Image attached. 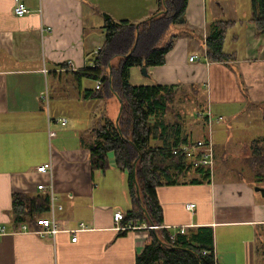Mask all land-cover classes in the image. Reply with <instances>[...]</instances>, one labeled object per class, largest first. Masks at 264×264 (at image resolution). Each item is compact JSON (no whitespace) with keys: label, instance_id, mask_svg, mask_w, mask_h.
<instances>
[{"label":"crops","instance_id":"1","mask_svg":"<svg viewBox=\"0 0 264 264\" xmlns=\"http://www.w3.org/2000/svg\"><path fill=\"white\" fill-rule=\"evenodd\" d=\"M21 1L28 8L23 17L14 14V0H0V225L5 231L0 264H135L151 227L119 234L122 228L112 216L130 206L126 171L116 167L112 152L104 170L92 171L89 159L93 129L105 117L117 120L120 103L115 97L85 96L97 80L78 77L76 71L90 66L95 49L105 42L104 13L137 22L152 15L157 2ZM242 5L241 0H187L185 22L170 28L176 37L164 64L147 66L146 74L140 66L129 70L131 84L172 86L165 113L150 117L151 145L173 147L205 137L213 143L208 180L190 182L200 178L192 170L179 184L157 186L156 195L162 226L214 251L219 264H260L257 251L264 234V196L254 190L264 184L230 176L233 170L225 161L226 153L249 152L251 141L264 136V32L252 20L251 0L249 9L241 10ZM218 22L225 25L223 51L230 57L211 61L205 39ZM193 101L191 111L207 115L187 117L183 109ZM49 161L62 204L54 237L20 230L11 214L14 193H45L36 185L49 176L36 167ZM218 161L224 164L222 173L216 170Z\"/></svg>","mask_w":264,"mask_h":264},{"label":"trees","instance_id":"2","mask_svg":"<svg viewBox=\"0 0 264 264\" xmlns=\"http://www.w3.org/2000/svg\"><path fill=\"white\" fill-rule=\"evenodd\" d=\"M156 2V11L137 22L116 20L104 13L105 42L98 53L92 55L94 66L76 71L78 77L99 81L98 88L85 96L115 97L118 103H122L117 120L105 117L93 129L95 140L89 145L90 167L92 171L104 170L108 165L107 154L112 152L116 167L126 171L131 202L121 221L124 228L120 235L125 234L128 225L155 226L150 228L148 241L135 256V264H219L211 254L212 250L193 246L182 236L171 238L172 234L162 226L163 213L157 202L156 187L179 184L181 176L192 170L199 173L200 178L190 182L208 180L211 174L202 165H192L191 159L171 153L172 148L181 144L173 147L150 144L154 138V122L149 121L150 117L160 119L165 113L172 86L134 85L129 81V70L133 66L164 64L176 37L171 33V26L185 22L187 0ZM251 8L257 30L264 32V0H251ZM224 34L225 25L218 22L205 39L206 56L211 61L228 60L230 57L223 51ZM116 58L119 61L114 65L112 61ZM250 144L246 163L253 182L260 184L264 181V136L254 138ZM48 210L47 193L31 196L17 192L12 196L11 214L16 226L27 224L30 228H38V218L45 216ZM257 252L260 264H264V234Z\"/></svg>","mask_w":264,"mask_h":264},{"label":"built area","instance_id":"3","mask_svg":"<svg viewBox=\"0 0 264 264\" xmlns=\"http://www.w3.org/2000/svg\"><path fill=\"white\" fill-rule=\"evenodd\" d=\"M13 11L14 14L17 16H22L28 13V8L23 4L21 0H14L13 4ZM101 48L98 47L95 49L94 54L98 53V50ZM195 57H190V60H193ZM92 67L94 66V63H91ZM43 71H46L43 68ZM99 86V81L97 80L96 88ZM46 96V94L44 95ZM62 123H65V119H62ZM50 135H53V131H49ZM171 153L173 155H182L185 158L191 159L192 165L195 167L197 166H204L205 168L210 170L212 169V165L214 162V150H213V143L210 141V139H197L195 141L189 142V143H183L177 147H174L171 149ZM36 171L39 173H46L49 176L48 182H41L36 185V188L40 191H43L48 194L49 196V210L47 214L43 217L38 218L37 224L39 225L38 228H29L27 224H21L20 230H31L35 232V234L44 235L49 234L51 237H54L59 229L56 224V212L62 209V204L58 201L57 196L55 195V192L53 190V182H52V164L51 162L43 163V165H39L36 167ZM68 197H71V194H68ZM187 208H193L194 203H186L185 205ZM124 218V213L122 211L116 210L113 213L112 220L116 227L118 228H124L121 226V221ZM80 227H84L83 223H80ZM154 227L155 226H149ZM126 228H132L131 225H128ZM181 233L184 232V228L181 227L179 230ZM4 227L0 225V235L4 233ZM175 235L172 234L171 238H173ZM76 234L72 235L71 241H76ZM203 253H207V251L202 250ZM211 254L214 255V251H211Z\"/></svg>","mask_w":264,"mask_h":264},{"label":"rangeland","instance_id":"4","mask_svg":"<svg viewBox=\"0 0 264 264\" xmlns=\"http://www.w3.org/2000/svg\"><path fill=\"white\" fill-rule=\"evenodd\" d=\"M241 2L243 4L242 8H240L241 10L242 9L244 10V8H248L247 5L249 4V0H241ZM83 83L88 87V83H86V82H83ZM91 103L95 104L94 102H91ZM193 106H194V101L192 103H189V105L187 104L185 106V108L183 109L187 117L195 118V116H200L199 113H201V116L207 115L201 110H199L200 112L199 111H196V112L195 111H191ZM211 122H216V120L215 121L212 120ZM216 123L219 124L218 122H216ZM206 127L207 128H206L205 132L208 135H210L212 141L213 140L214 141L217 140V139H215L216 138L215 135H213L212 126L211 125L210 126L207 125ZM218 154L221 155V152H218ZM226 154H227V156H226L227 158H226L225 161L228 163L229 167L232 168V170H233L232 173H230V176H232V175L234 177L242 176L244 179H246L248 181L250 180L251 182H253V177H252L251 171H249V167L247 166V163H246V159L248 157L249 152H243V153L241 152V153H238V154L237 153H233V154L226 153ZM236 155H238V157H237L238 159L242 158L243 162L242 161H238L237 158H234V157H236ZM245 155H247V157ZM225 161H223V162H225ZM213 165H212V167H213ZM216 170L218 172H221V173L223 171H225L224 164H220V162L218 161V165L216 166ZM211 173H212V170H211ZM253 183H255V182H253ZM261 183L264 184V181H262Z\"/></svg>","mask_w":264,"mask_h":264},{"label":"water","instance_id":"5","mask_svg":"<svg viewBox=\"0 0 264 264\" xmlns=\"http://www.w3.org/2000/svg\"><path fill=\"white\" fill-rule=\"evenodd\" d=\"M141 69H142V72L146 74V67L143 66V67H141ZM121 108H122V103L120 102L118 116L120 115ZM117 118H118V117H117ZM134 180H135V179H134ZM135 187H136V193H137V196L139 197V190H138V188H137V185H135ZM254 190L260 192V194H261L262 196H264V187L256 185V186H254Z\"/></svg>","mask_w":264,"mask_h":264}]
</instances>
